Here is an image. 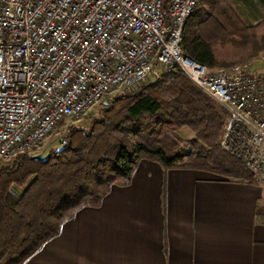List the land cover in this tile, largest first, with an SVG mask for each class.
I'll return each instance as SVG.
<instances>
[{
	"label": "built area",
	"instance_id": "1",
	"mask_svg": "<svg viewBox=\"0 0 264 264\" xmlns=\"http://www.w3.org/2000/svg\"><path fill=\"white\" fill-rule=\"evenodd\" d=\"M196 1L0 0V157L25 154L107 95L177 69L225 110L222 151L264 183V50L227 68L186 55ZM66 144L60 136L55 148Z\"/></svg>",
	"mask_w": 264,
	"mask_h": 264
},
{
	"label": "trees",
	"instance_id": "2",
	"mask_svg": "<svg viewBox=\"0 0 264 264\" xmlns=\"http://www.w3.org/2000/svg\"><path fill=\"white\" fill-rule=\"evenodd\" d=\"M180 47L207 66L248 64L264 49V17L247 25L229 0H197ZM100 114L86 130L69 125L66 146L44 160L29 151L0 166V264H23L78 209L128 184L140 159L255 182L219 147L223 107L177 69L114 96Z\"/></svg>",
	"mask_w": 264,
	"mask_h": 264
},
{
	"label": "crops",
	"instance_id": "3",
	"mask_svg": "<svg viewBox=\"0 0 264 264\" xmlns=\"http://www.w3.org/2000/svg\"><path fill=\"white\" fill-rule=\"evenodd\" d=\"M261 185L140 159L23 264H264Z\"/></svg>",
	"mask_w": 264,
	"mask_h": 264
},
{
	"label": "rangeland",
	"instance_id": "4",
	"mask_svg": "<svg viewBox=\"0 0 264 264\" xmlns=\"http://www.w3.org/2000/svg\"><path fill=\"white\" fill-rule=\"evenodd\" d=\"M229 1L231 2L236 12L240 15L242 20L247 25H252L256 23L259 19L264 17V9L260 6L257 0H229ZM254 59L250 60L251 64L253 63ZM234 66H237V65H234ZM155 68L157 71H160L159 65H156ZM223 68H227V67H223ZM119 94H123V93H117V92L111 93L107 95L104 100L106 102L110 101L114 96L119 95ZM102 100L103 99L100 100V103H97V104H94L88 107L87 110L78 119L72 122L63 123L62 125L55 127V129L49 135L44 137L41 141L37 142L32 147V149L30 150V154L42 153L44 154L45 156L44 159H45L47 152L50 149L57 147V141L60 136H63V135L66 136V139L68 141L69 125H72L74 128H83L84 130H86L92 120H97L101 118L100 108L102 107L101 105ZM13 159H14V156L8 157V158L0 157V166L10 164ZM261 186H264V185H261Z\"/></svg>",
	"mask_w": 264,
	"mask_h": 264
},
{
	"label": "water",
	"instance_id": "5",
	"mask_svg": "<svg viewBox=\"0 0 264 264\" xmlns=\"http://www.w3.org/2000/svg\"><path fill=\"white\" fill-rule=\"evenodd\" d=\"M105 104H106V101L103 100L102 105H105ZM61 149H62V147H58L56 150L58 151ZM28 157L31 159H34V160H43L44 159L43 155L41 153H33V154L28 155Z\"/></svg>",
	"mask_w": 264,
	"mask_h": 264
},
{
	"label": "bare ground",
	"instance_id": "6",
	"mask_svg": "<svg viewBox=\"0 0 264 264\" xmlns=\"http://www.w3.org/2000/svg\"><path fill=\"white\" fill-rule=\"evenodd\" d=\"M190 13H191V12H189V13L186 15V17H185V23H186V21H187L189 15H190ZM43 158H44V157H43ZM43 160H44V159H43Z\"/></svg>",
	"mask_w": 264,
	"mask_h": 264
}]
</instances>
